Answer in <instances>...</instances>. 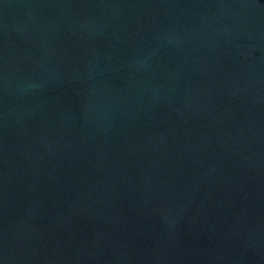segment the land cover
Instances as JSON below:
<instances>
[{"label": "water", "instance_id": "obj_1", "mask_svg": "<svg viewBox=\"0 0 264 264\" xmlns=\"http://www.w3.org/2000/svg\"><path fill=\"white\" fill-rule=\"evenodd\" d=\"M0 264H264V0H0Z\"/></svg>", "mask_w": 264, "mask_h": 264}]
</instances>
